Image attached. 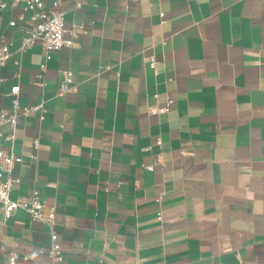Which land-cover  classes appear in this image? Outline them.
<instances>
[{"label":"crops","instance_id":"1","mask_svg":"<svg viewBox=\"0 0 264 264\" xmlns=\"http://www.w3.org/2000/svg\"><path fill=\"white\" fill-rule=\"evenodd\" d=\"M63 7L67 27L89 34L49 60L39 43L19 51L31 23L0 10V41L12 44L0 111L16 84L22 107L46 109L18 120L11 199L38 190L57 207L63 264H264V0ZM66 70L73 90L59 97ZM168 97L170 111L152 114ZM13 243L46 248L49 228L0 210V264Z\"/></svg>","mask_w":264,"mask_h":264},{"label":"built area","instance_id":"2","mask_svg":"<svg viewBox=\"0 0 264 264\" xmlns=\"http://www.w3.org/2000/svg\"><path fill=\"white\" fill-rule=\"evenodd\" d=\"M80 7L81 3H77ZM10 9L19 12L21 18H26L31 23L30 26L22 28V41L19 51L21 53L28 52L34 48L36 44H41L44 48L46 60L58 53L63 48L72 47L74 40L80 36L89 34L86 24L72 23L69 27L66 25L65 9L63 0H0V10ZM164 20L165 14L160 15ZM15 25V22H11ZM12 56V44L0 41V88L3 84L1 77L3 69L8 64ZM19 65V62H16ZM158 60L156 56L150 57V68L156 70ZM111 66H106L105 70H111ZM39 84L45 86V81L41 74L36 76ZM73 72L66 70L63 72L58 82V96L64 97L73 90ZM20 86L16 84L6 94L10 104L0 111V210L3 215L4 222H8L18 210L24 211L32 222L46 225L49 228L50 244L48 247H30L28 252H21L20 246L13 243L7 250L6 264H38L35 254L43 256L48 264H63L67 250L58 241L57 232V207L49 206L40 197V192L34 190L28 197L13 200L10 194L19 178L15 174V169L21 165L24 160L22 156L14 150L16 144V133L18 120L26 118L31 113L37 114L39 120H44L46 109L44 102L22 107L19 101ZM174 100L168 97L163 106H155L151 109L154 115L165 114L170 111ZM6 128L4 131L3 129ZM157 146H161V140L156 141ZM39 146V140L33 141L34 149ZM160 156L156 163H160ZM154 164L146 166V169L153 170ZM162 200V196H158V202ZM47 208V213L45 210ZM162 219V214H159ZM179 264H193L192 261L186 260Z\"/></svg>","mask_w":264,"mask_h":264}]
</instances>
